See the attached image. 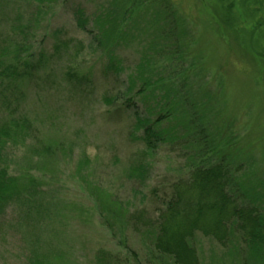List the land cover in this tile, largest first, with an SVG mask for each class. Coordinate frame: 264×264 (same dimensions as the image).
<instances>
[{
  "label": "rangeland",
  "instance_id": "1",
  "mask_svg": "<svg viewBox=\"0 0 264 264\" xmlns=\"http://www.w3.org/2000/svg\"><path fill=\"white\" fill-rule=\"evenodd\" d=\"M42 2L0 0V123L31 121L29 147L8 145L2 165L17 185L42 182L50 205L40 219L20 215L21 200L7 207L0 264L52 251L57 264H172L112 200L156 221L176 183L219 159L264 190V0ZM169 107L170 136L151 149L136 117ZM43 144L41 165L31 145ZM192 240L198 264L246 263L236 236Z\"/></svg>",
  "mask_w": 264,
  "mask_h": 264
},
{
  "label": "trees",
  "instance_id": "2",
  "mask_svg": "<svg viewBox=\"0 0 264 264\" xmlns=\"http://www.w3.org/2000/svg\"><path fill=\"white\" fill-rule=\"evenodd\" d=\"M74 13L78 27L85 28L86 19L83 18L82 10L78 8ZM112 29V26L100 27V37L104 41L112 39ZM77 74L70 73L71 79H84ZM170 113L171 107L161 109L158 116L151 118L152 120L147 117H136V129H143L139 138L146 142L147 147L152 149L166 141V136H170L167 128L162 125ZM182 115L184 116L183 113ZM8 116L9 118L0 123V221L7 207L17 200L22 201L20 215L36 216L40 219L48 213L50 206L49 203L44 205L40 196L42 182L38 181V185H35L32 179L31 181L28 179L26 182H29L30 186L17 185L15 176L7 175V170L2 165L6 164L8 145L17 148L29 147L27 145L31 121L24 115ZM201 133L203 134L202 131H193L191 133L193 141L201 142ZM31 148L32 152L38 154L36 163L42 165L45 161H42L43 156L49 154V146L31 145ZM79 161V164H82L80 169L86 161L84 158ZM228 163L219 159L206 166H196L189 179L176 183L175 195L160 212L156 221L145 216L141 210L130 212L127 207L121 208L113 200L110 208L116 207L120 213L125 211L127 218L125 222L149 240L154 252L169 257L172 264H198L197 253L192 243L197 232L215 239L222 245L230 243L236 236L245 244V264H264V190L255 188L249 180L244 181L239 169L233 171ZM140 169L143 171L142 166L136 170L132 168L129 175L134 177ZM140 173L142 172L139 171ZM261 185L262 183H257V186ZM55 253L57 252L52 251L47 255L53 258L35 255L26 264H57L60 257Z\"/></svg>",
  "mask_w": 264,
  "mask_h": 264
}]
</instances>
